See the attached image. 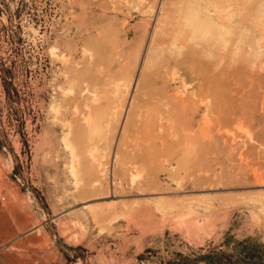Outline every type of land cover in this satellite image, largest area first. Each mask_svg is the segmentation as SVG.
Listing matches in <instances>:
<instances>
[{
  "label": "rangeland",
  "instance_id": "obj_1",
  "mask_svg": "<svg viewBox=\"0 0 264 264\" xmlns=\"http://www.w3.org/2000/svg\"><path fill=\"white\" fill-rule=\"evenodd\" d=\"M0 264H264V0H0Z\"/></svg>",
  "mask_w": 264,
  "mask_h": 264
},
{
  "label": "bare ground",
  "instance_id": "obj_2",
  "mask_svg": "<svg viewBox=\"0 0 264 264\" xmlns=\"http://www.w3.org/2000/svg\"><path fill=\"white\" fill-rule=\"evenodd\" d=\"M174 64L175 65L180 64L183 68V74L181 75L182 82L185 83L186 78H189L191 81L194 82L192 85V90H193L194 94H195V92H198V91L199 92H203V91L208 92L211 89L212 81H211V78L209 77L210 75L207 74L205 71H202L199 73L197 71L195 72V69L192 65L193 63L192 64L187 63V59H185V58L175 59ZM188 86H190V85H188ZM92 99L94 100V97ZM169 99H170L169 100L170 104H181V106H183L182 104H195V102H196V101L192 100L189 95L179 96L176 94H171V95H169ZM87 120H88V118H87ZM92 122L95 123L94 121H91V123ZM91 123H89L88 124L89 126L87 125V127H89V129L92 130V129H94L93 126H95V125L97 126V124L95 123L92 126ZM95 130H97V128ZM93 132H92V134L94 135L95 132H97V131H95L94 133ZM90 140L92 141V139H90Z\"/></svg>",
  "mask_w": 264,
  "mask_h": 264
}]
</instances>
